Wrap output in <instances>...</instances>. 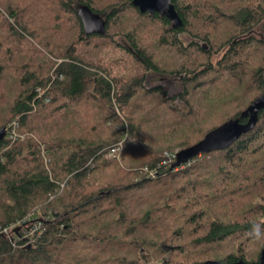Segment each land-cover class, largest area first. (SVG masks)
<instances>
[{
  "label": "trees",
  "instance_id": "16d2710c",
  "mask_svg": "<svg viewBox=\"0 0 264 264\" xmlns=\"http://www.w3.org/2000/svg\"><path fill=\"white\" fill-rule=\"evenodd\" d=\"M173 2L180 27L132 0H0V264L260 262L264 108L229 146L177 167L163 145L247 120L264 92V0ZM82 5L104 33L85 29ZM151 71L180 74L182 89L148 85Z\"/></svg>",
  "mask_w": 264,
  "mask_h": 264
},
{
  "label": "water",
  "instance_id": "95a60500",
  "mask_svg": "<svg viewBox=\"0 0 264 264\" xmlns=\"http://www.w3.org/2000/svg\"><path fill=\"white\" fill-rule=\"evenodd\" d=\"M133 3L140 8L141 11L150 13L159 12L161 15L168 17L172 22L173 27L182 26V19L173 0H132ZM79 14L83 20L84 27L87 31L105 32L106 20L103 15L93 11L88 5H82L79 8ZM264 108V92L256 97L241 116L247 117L246 121H241L240 117L231 118L213 130L209 131L204 138L198 142L180 149L177 153V159L171 165L172 168L188 162L194 156L209 152L214 149H221L229 146L243 133L251 130L257 124L259 111ZM6 134V128H0V139H3ZM204 264H220L218 260H209ZM225 264H255L247 262L243 259L227 262ZM264 264V247L261 250L260 262Z\"/></svg>",
  "mask_w": 264,
  "mask_h": 264
},
{
  "label": "rangeland",
  "instance_id": "374dc122",
  "mask_svg": "<svg viewBox=\"0 0 264 264\" xmlns=\"http://www.w3.org/2000/svg\"><path fill=\"white\" fill-rule=\"evenodd\" d=\"M131 15V14H129ZM148 34V33H146ZM181 37L182 39L184 40V42L188 43L190 40H191V36L188 34V33H182L181 34ZM182 75H184L183 73H181ZM146 83L148 85H154V84H157V83H161L163 84L166 89L168 90V92L170 94H175V93H178L181 89H182V77L180 74H176V73H172V74H163V75H159V74H156L154 73L153 71L149 72L148 73V76H147V80H146ZM177 102L179 105H181L182 107H185V103L181 100V99H177ZM117 111H120L121 113V116L123 118H125V116L128 113L127 110H122V109H119L118 107L116 108ZM14 123V124H13ZM10 124V123H9ZM12 125H15L13 128H12V136H9V138H17L19 136V132H20V129L19 127L16 125V121L12 122ZM5 126V125H4ZM145 129L146 130H149V126L147 124L144 125ZM22 137H24L25 135H21ZM39 136V135H38ZM125 137V136H124ZM40 138V137H39ZM124 139V138H123ZM122 140V139H121ZM119 140V141H121ZM171 143L169 142H165L164 145H163V155L165 156V159L163 160L164 162L167 160V161H171V160H175L176 159V153L178 152L177 150H180L181 148H179V146H172L170 148L166 147L168 145H170ZM120 147L117 149L116 153L115 154H111L110 152L107 153L106 155L108 157H117V159H120V153L121 151L123 150V146H124V140L121 141V144H119ZM173 150V151H171ZM220 158H214V159H211L210 162H208V164L210 163V166L209 169L212 170V174L215 176V178H218V177H221V173L220 172H216L214 171V168L213 166L215 165V163L219 160ZM247 159V157H246ZM177 167V166H176ZM209 169H206L205 171H209ZM202 170V169H201ZM210 170V171H211ZM209 171V172H210ZM153 171H150V174L152 173ZM198 172V171H197ZM209 175L211 176V172L209 173ZM206 176L202 177V178H205ZM200 178V179H202ZM193 179H196V178H193ZM216 182L214 183H211L213 184L215 187L219 186V182H217V179L215 180ZM181 184L184 183V179L181 180L180 182ZM154 184V183H153ZM187 184V183H186ZM190 185V184H189ZM189 185H186L189 187ZM209 190V185L206 186V188L204 187H200V189L198 190H195L194 193L197 194L199 191H203V193H206V191ZM205 191V192H204ZM200 195H201V192H200ZM260 200V199H259ZM258 202V201H257ZM260 204H262L264 206V200H260L259 201ZM34 210V209H33ZM262 218L264 219V215L262 216ZM30 222H26L25 223V226H29ZM5 230V229H4ZM8 231V229H7ZM6 231V232H7ZM32 232V231H31ZM256 243V242H255ZM231 242H228V241H225L221 244V246H227V248H229ZM161 245L163 246V248H166L167 251L165 253V256L168 257V255L170 254V249L176 247L175 245H172V244H169V243H161ZM256 245H258V243H256ZM214 248V247H213ZM212 249V248H211ZM207 254L203 255L204 257L202 258L203 260H207ZM210 255V254H208ZM159 262V261H157ZM196 264H202V263H196Z\"/></svg>",
  "mask_w": 264,
  "mask_h": 264
},
{
  "label": "bare ground",
  "instance_id": "6f19581e",
  "mask_svg": "<svg viewBox=\"0 0 264 264\" xmlns=\"http://www.w3.org/2000/svg\"><path fill=\"white\" fill-rule=\"evenodd\" d=\"M3 127V126H2ZM5 128H6V134H5V137H6V135H7V131H8V128L6 127V126H4ZM1 128V127H0ZM213 130V129H212ZM8 136H12V134L10 133V134H8ZM119 144H121V142L119 143ZM117 147V149H118V146H116ZM117 149H116V151H117ZM116 151L114 152V153H111V151H110V153L111 154H115L116 153ZM178 153V152H177ZM177 153H176V159H177ZM176 159H175V161H176ZM151 174H154L153 172L151 173ZM242 259V258H241ZM239 260V259H238Z\"/></svg>",
  "mask_w": 264,
  "mask_h": 264
},
{
  "label": "built area",
  "instance_id": "2783aa9c",
  "mask_svg": "<svg viewBox=\"0 0 264 264\" xmlns=\"http://www.w3.org/2000/svg\"><path fill=\"white\" fill-rule=\"evenodd\" d=\"M116 149H117V147H113V148L111 149V153H114V152L116 151ZM5 231H7V229H5Z\"/></svg>",
  "mask_w": 264,
  "mask_h": 264
}]
</instances>
